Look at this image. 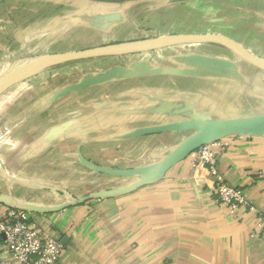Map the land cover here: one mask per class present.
<instances>
[{"label": "crops", "instance_id": "0c3cea01", "mask_svg": "<svg viewBox=\"0 0 264 264\" xmlns=\"http://www.w3.org/2000/svg\"><path fill=\"white\" fill-rule=\"evenodd\" d=\"M99 1L113 4L110 1L115 0ZM148 1L164 3L171 11L175 10L176 4H182L181 7L212 4L219 12L230 13L229 19L222 17L204 22L231 26V36L246 35L245 42L222 36L264 60V0L125 2ZM245 2L246 5L253 4L241 5ZM189 12L185 8V15ZM0 26V37H6L8 33L2 29L7 25ZM198 34L220 35L209 31ZM199 46L188 45L184 52L166 58L175 67L160 70L164 71L162 75L167 76V80L159 87V94L149 87L152 80L160 78L156 77L158 70L154 74L151 71L146 77L127 73L138 66L137 62L121 68L123 75L116 83L121 86L118 95L123 93V98L119 97L111 108H107L109 115L104 127L108 139L109 130L118 131L113 134L112 142L142 147V153L135 158L122 157L121 163L131 165L117 166V169L153 165L191 134L170 132L137 136L136 132L141 130L182 121L216 122L264 116V74L232 52H227V57L204 49L198 52ZM203 58L225 60L236 70L211 68L201 62ZM153 75L155 78L152 79ZM5 81L0 80V84ZM134 82H138L137 85L131 84ZM59 87H35L39 89L34 91L37 103L31 107L22 109L14 105L0 109L1 128L16 124L18 131H23L22 137L11 143L12 147L21 148V154L0 156V198L13 200L17 208L31 214L41 235L65 240L59 264H264V241L257 231L258 219L264 218V178L258 176L264 170V136L223 139L216 148L214 159L218 176L226 184L241 190L253 211L232 212L218 203L212 193L215 181L205 169L193 166L194 153L157 182L128 190L133 179L97 174L88 168L77 170L82 166H78L76 154L67 155L62 164L63 156L58 154L61 144L75 141L81 124L72 115V110H59L50 117L44 109L46 102L39 103ZM28 90L20 95L24 100L32 98V90ZM116 107L121 115L114 117L112 110ZM126 113L133 117L124 122ZM55 147L58 150L56 158L48 157L47 151ZM47 161L50 164L46 165ZM5 166L13 174L23 175L22 171L28 168L37 173L39 179L48 176L57 178L59 183L40 185L36 190L31 188L29 197L23 196L27 190L19 187L11 190L2 181L3 173L7 172ZM105 167L116 166L108 164ZM40 170L43 171L40 173ZM111 183L118 186L111 187ZM35 192L42 197H31Z\"/></svg>", "mask_w": 264, "mask_h": 264}, {"label": "rangeland", "instance_id": "374dc122", "mask_svg": "<svg viewBox=\"0 0 264 264\" xmlns=\"http://www.w3.org/2000/svg\"><path fill=\"white\" fill-rule=\"evenodd\" d=\"M248 4L252 5L253 3ZM248 4L246 5L245 2L241 5L248 6ZM181 5L176 4L174 6L175 10L171 11L164 3L149 1L124 4L118 2L108 4L89 0L0 1V24L5 23L7 25V28L3 27L2 30L3 32L6 30L8 33L6 37H0V80L27 70L45 57L53 54L69 53L125 42L144 41L159 37H172L183 33L198 34L209 31L228 37L231 36V26L207 25L204 22L205 20L222 17L229 19L230 13L219 12L218 9L213 8L212 4H195L190 7H181ZM4 8L8 11L3 10ZM185 8L190 11L188 16L185 15ZM166 10L169 11L165 12ZM245 36L234 34L231 37L239 38L240 41L245 42ZM186 48L187 46H181L143 53L145 55L132 54L97 58L36 70L0 94V109L5 106L12 108L14 105L22 109L31 107L30 105L33 103H37V99L34 98V91H38L40 85L46 87L58 85L60 86L59 89H56L53 94H50V97L41 100L39 103L46 102L44 109L50 114V117H53L54 113L59 110L62 112H71L72 110V115L77 118L78 123L81 125L75 141H65L66 144H61L59 153L55 147V149L48 150V153L46 152L47 154H45L48 157L54 156L56 158L61 153L63 156L62 164L65 163L67 155L76 154L79 162L78 166H82L77 169L80 171L88 168L84 162H90L89 160L94 161L92 164L99 163L104 165V167L108 164L116 166L110 167L111 169H117V166H129L131 164L128 162H120L122 157L124 159L135 158L142 153V147L132 148L124 144L118 145V141L115 140L112 142L113 134H117L118 131L116 129L113 131L109 130L111 134L108 139V131L104 127L109 115L107 113L109 109L107 108L112 103L117 102L119 97L123 98V93H121V96L118 95L121 86L116 83L117 79H111V81L90 87H82L75 91H67L66 88L80 84L82 79L88 75L108 73L117 70V68L123 69L124 65L135 62H137L138 67L127 72L136 76L144 75L147 77L151 71L154 74L156 70L174 68L175 66L169 63L166 58L176 56L182 53V50L184 52ZM198 48H201L197 49L198 52L204 49L206 52L220 53L226 57L229 54L227 52H230L225 48L211 45H200ZM216 49L220 50V52ZM140 65L142 67H139ZM162 74H164V71L156 73V77L160 78L152 80V83L149 84L151 90L157 91L158 94L161 90L159 87H161L162 83H166L165 81L167 80V76ZM153 78H155L154 75L152 76ZM58 82L60 83L56 84ZM137 83L131 84L137 85ZM25 90H32L30 93L31 99L24 100L21 98L20 95ZM112 113H115L114 117L121 115L118 114L117 107L112 110ZM49 116L46 115V117ZM38 117H36V120ZM132 117L133 115L126 113L124 122H127ZM15 125L0 127L1 157H8L18 152L15 155L16 157L22 152L19 146V148L17 145H15V148L11 146V143L16 140L15 138H21L23 135V131H18L19 129ZM111 126L117 127V125ZM109 142L111 144H108ZM157 156L159 155L155 157ZM48 164H50L49 161H47L46 165ZM5 169L7 172L3 173L2 181L11 190H16L15 187H19L22 190L24 189L23 191L27 190L25 192H28L31 188L36 190L40 185L50 186L53 183H59L57 178H49L48 176L39 179L37 173H33L28 168L22 171L23 175L13 174L9 172L7 167ZM42 171L40 170L39 172L41 173ZM14 182L18 183L13 184ZM6 186L4 190H6ZM110 186L114 187L118 186V184L111 183ZM28 194L29 192L26 195L23 194V196L29 197ZM39 196L36 192L31 194V197Z\"/></svg>", "mask_w": 264, "mask_h": 264}, {"label": "water", "instance_id": "95a60500", "mask_svg": "<svg viewBox=\"0 0 264 264\" xmlns=\"http://www.w3.org/2000/svg\"><path fill=\"white\" fill-rule=\"evenodd\" d=\"M125 1L128 2V0H115L110 1V3L118 2L124 4L126 3ZM188 45H215L225 48L232 52L239 60L264 74V60L252 55L250 52L243 49L240 45L225 36L219 34H182L174 35L172 37H159L144 41L118 43L81 51L49 55L39 61L35 66L27 70H23L16 75L14 74L5 77L4 79L9 80H7L6 83L0 87V94L16 85L24 77L32 74L36 70H44L66 63H74L97 58L143 54ZM201 62L215 69L236 70L233 64L221 59L203 58ZM139 67H142V65ZM120 75H123L121 68H117V70L108 73L88 75L82 79L80 84L72 85L66 89L67 91H75L76 89L82 87H90L92 85L111 81V79H117ZM170 132H191V134L153 165L130 170H119L97 166L86 161L84 163L88 169L97 174L108 175L114 178L133 179L134 182L128 185V190H131L143 185L155 183L162 179L164 175L175 165L185 160L205 145L216 143L233 136H264V116L228 119L216 122L182 121L174 124L153 127L151 129H144L136 132V135L146 136L150 134ZM86 199L88 200V198H85L84 200ZM0 205L17 208V206L13 204V200L8 201L3 198H0ZM61 242L64 244L65 240H61Z\"/></svg>", "mask_w": 264, "mask_h": 264}, {"label": "built area", "instance_id": "2783aa9c", "mask_svg": "<svg viewBox=\"0 0 264 264\" xmlns=\"http://www.w3.org/2000/svg\"><path fill=\"white\" fill-rule=\"evenodd\" d=\"M220 141L199 148L194 167L205 169L215 184L212 193L217 202L230 211H253L241 190L226 184L217 174L214 165L216 148ZM196 162V164H195ZM264 178V170L258 175ZM257 231L264 241V218H259ZM64 244L58 238L41 235L31 214L18 208L0 205V264H59Z\"/></svg>", "mask_w": 264, "mask_h": 264}, {"label": "bare ground", "instance_id": "6f19581e", "mask_svg": "<svg viewBox=\"0 0 264 264\" xmlns=\"http://www.w3.org/2000/svg\"><path fill=\"white\" fill-rule=\"evenodd\" d=\"M9 80V79H8ZM7 81V80H6ZM6 81L5 82H3L2 84H0V87L3 85V84H5L6 83Z\"/></svg>", "mask_w": 264, "mask_h": 264}]
</instances>
